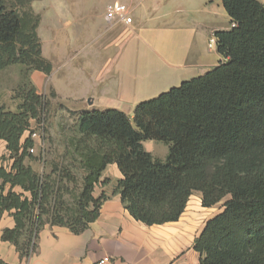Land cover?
I'll list each match as a JSON object with an SVG mask.
<instances>
[{"label": "trees", "instance_id": "obj_1", "mask_svg": "<svg viewBox=\"0 0 264 264\" xmlns=\"http://www.w3.org/2000/svg\"><path fill=\"white\" fill-rule=\"evenodd\" d=\"M36 1L0 0V72L17 67L20 77L14 107L0 103V221H13L0 241L27 261L46 225L83 233L108 198L94 188L115 165L112 194L145 226L176 222L194 193L203 208L222 203L193 241L197 264H264V1L220 0L231 27L215 32L220 60L203 75L139 102L131 116L71 113L72 125L42 143L32 125L43 127L46 101L29 76L52 66ZM148 141L166 146L163 160L144 149Z\"/></svg>", "mask_w": 264, "mask_h": 264}, {"label": "crops", "instance_id": "obj_2", "mask_svg": "<svg viewBox=\"0 0 264 264\" xmlns=\"http://www.w3.org/2000/svg\"><path fill=\"white\" fill-rule=\"evenodd\" d=\"M133 2L129 0L125 5L131 10L132 23L113 22L118 25L112 27L115 31L109 35L108 50L92 53L89 67L78 71L64 67L66 63L70 64L67 58L60 69L52 66L49 75L32 72L30 80L37 93L45 96L51 92L55 95L53 103H59L70 113L100 110L96 107L99 102L106 103L115 98L122 104H130L131 108L124 113L131 116L136 93L143 92L146 85L157 87L166 79L186 81L214 67L207 64L203 46L206 44L211 53L207 48L209 34L227 30L231 25L226 28L228 24L219 27L211 23H190L182 30L170 23L155 30L158 35L154 33L152 36L156 39L147 35L141 37L139 23L133 16ZM111 23L107 21V25ZM103 29L106 34L107 26ZM99 49L103 50L104 46L99 45ZM146 51L169 70L153 64L150 67L145 61ZM44 57L53 64L50 58ZM151 147L144 149L155 157ZM4 154V143L0 142V157ZM164 156L155 158L163 160ZM120 178L115 165L106 167L100 181L109 182L96 186L93 197L103 193L108 198L102 204L97 220L83 233L74 235L66 228L46 225L39 233L38 251L32 258L20 261L14 247L0 241V259L5 264H95L99 258L109 256L116 264H197L200 256L192 249L193 241L206 221L221 211L222 204L203 208L200 194L194 193L176 222L145 226L133 220L122 207L120 198L112 194L115 182ZM12 227V219L4 215L0 221V233L2 229Z\"/></svg>", "mask_w": 264, "mask_h": 264}, {"label": "rangeland", "instance_id": "obj_3", "mask_svg": "<svg viewBox=\"0 0 264 264\" xmlns=\"http://www.w3.org/2000/svg\"><path fill=\"white\" fill-rule=\"evenodd\" d=\"M259 1L263 2L264 0ZM113 3L128 5L129 0H41L32 2L30 4L32 11L40 16L37 35L43 58H45L44 56L50 58L53 63L51 66L57 70L67 58L70 60V64L66 63L64 67H72L75 71L89 67L93 60L91 59L92 53L108 50L109 35L115 31L112 27L118 25V23H113L116 21H113L111 26L107 25L104 17L106 6ZM133 3L135 6L133 16L139 23L141 37L147 35L154 39L156 36L152 35L155 30L170 23H174L182 30L184 27L190 26V23H211V25L219 27L228 24L226 28L230 27L220 0H134ZM106 26L105 34L103 28ZM155 34L158 35V33ZM155 41L152 40L157 44L158 41ZM99 45L104 46V49L100 50ZM139 45L142 44L139 43ZM142 48L146 50L144 46ZM203 51L207 64L217 65L219 58L216 50L209 53L206 44H204ZM146 52L145 61L150 67L153 64L169 70L165 65L153 59L150 51ZM19 78L17 67H8L0 72V103L7 108L14 107L11 91L19 82ZM181 81L175 80L174 82L171 79H166L157 87L146 85L147 88L142 89L143 92L136 93L132 105L135 107L139 102L152 99L160 93L178 86ZM42 97L46 101L47 120L41 129L32 125V129L36 133L35 140L41 143L43 138H53L62 130L61 128H67L73 123V119L70 118L71 113L66 108L63 110L58 105L59 103H53L55 95L52 97V93L47 92ZM98 104L96 107L100 110L117 109L124 112L131 108L130 104H122L115 98L110 102H99ZM149 146H152L151 149L155 157H163L167 153L166 146L162 143L153 141L144 143L145 148Z\"/></svg>", "mask_w": 264, "mask_h": 264}, {"label": "built area", "instance_id": "obj_4", "mask_svg": "<svg viewBox=\"0 0 264 264\" xmlns=\"http://www.w3.org/2000/svg\"><path fill=\"white\" fill-rule=\"evenodd\" d=\"M105 18L108 22L116 21L124 25H130L132 23L131 10L124 4L114 3L107 5L105 8ZM207 48L209 51L216 49V36L214 31L208 36ZM33 137L35 136L33 135ZM95 264H116V262L109 256H103Z\"/></svg>", "mask_w": 264, "mask_h": 264}]
</instances>
